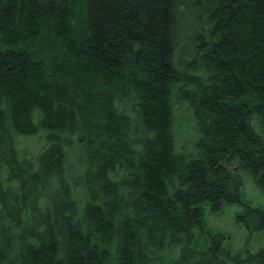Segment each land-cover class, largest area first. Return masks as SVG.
<instances>
[{
    "label": "trees",
    "instance_id": "obj_1",
    "mask_svg": "<svg viewBox=\"0 0 264 264\" xmlns=\"http://www.w3.org/2000/svg\"><path fill=\"white\" fill-rule=\"evenodd\" d=\"M254 117L264 0H0V264H264L191 245L264 191Z\"/></svg>",
    "mask_w": 264,
    "mask_h": 264
},
{
    "label": "rangeland",
    "instance_id": "obj_2",
    "mask_svg": "<svg viewBox=\"0 0 264 264\" xmlns=\"http://www.w3.org/2000/svg\"><path fill=\"white\" fill-rule=\"evenodd\" d=\"M253 125L262 135L260 123L254 117ZM46 143L44 139L32 141L30 152L36 153L41 150ZM243 184L241 186L242 202L227 203L223 209L214 213L206 207V225L203 229L196 227L195 237L191 245L197 249H204L209 246L211 235L221 233L225 235L224 246L234 252H239L246 257L251 253H256L264 247V235L260 231H250L245 223L237 220V215L247 209V207H259L264 209V191L258 185L253 175L243 170L241 171Z\"/></svg>",
    "mask_w": 264,
    "mask_h": 264
}]
</instances>
